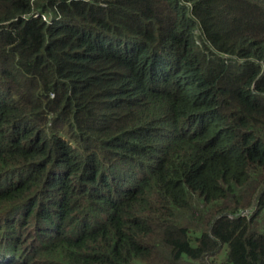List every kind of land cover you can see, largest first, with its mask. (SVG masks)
Listing matches in <instances>:
<instances>
[{
  "label": "trees",
  "instance_id": "1",
  "mask_svg": "<svg viewBox=\"0 0 264 264\" xmlns=\"http://www.w3.org/2000/svg\"><path fill=\"white\" fill-rule=\"evenodd\" d=\"M0 264H264V0H0Z\"/></svg>",
  "mask_w": 264,
  "mask_h": 264
},
{
  "label": "clouds",
  "instance_id": "2",
  "mask_svg": "<svg viewBox=\"0 0 264 264\" xmlns=\"http://www.w3.org/2000/svg\"><path fill=\"white\" fill-rule=\"evenodd\" d=\"M249 212L248 211H246L244 214H248Z\"/></svg>",
  "mask_w": 264,
  "mask_h": 264
}]
</instances>
